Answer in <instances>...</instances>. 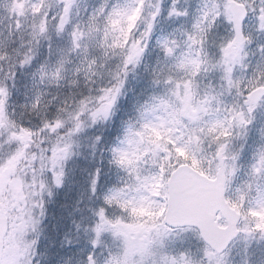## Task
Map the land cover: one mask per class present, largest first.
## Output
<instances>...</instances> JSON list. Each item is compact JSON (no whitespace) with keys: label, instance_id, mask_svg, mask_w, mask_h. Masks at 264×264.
<instances>
[{"label":"snow or ice","instance_id":"snow-or-ice-1","mask_svg":"<svg viewBox=\"0 0 264 264\" xmlns=\"http://www.w3.org/2000/svg\"><path fill=\"white\" fill-rule=\"evenodd\" d=\"M0 264H264V0H8Z\"/></svg>","mask_w":264,"mask_h":264},{"label":"trees","instance_id":"trees-1","mask_svg":"<svg viewBox=\"0 0 264 264\" xmlns=\"http://www.w3.org/2000/svg\"><path fill=\"white\" fill-rule=\"evenodd\" d=\"M136 89V82L133 81L130 84L129 95L134 94ZM127 109H125V114ZM107 171V170H106ZM109 176L111 173L108 174ZM74 181V182H73ZM83 184V173L77 170L74 176H70V182L66 185L65 189L58 195L54 196L47 205V217L45 223L46 233L55 231L57 226L67 223L69 220L68 213L73 212L76 206V196L78 195L79 189ZM72 193V198L69 196ZM74 214V213H73ZM74 215L72 218H75Z\"/></svg>","mask_w":264,"mask_h":264},{"label":"rangeland","instance_id":"rangeland-1","mask_svg":"<svg viewBox=\"0 0 264 264\" xmlns=\"http://www.w3.org/2000/svg\"><path fill=\"white\" fill-rule=\"evenodd\" d=\"M8 2V0H0V13L3 12L5 4ZM83 3L87 5H91L93 3H97L98 0H82Z\"/></svg>","mask_w":264,"mask_h":264}]
</instances>
